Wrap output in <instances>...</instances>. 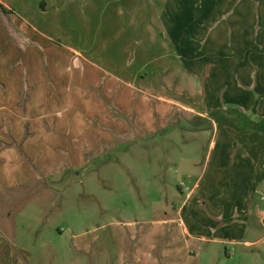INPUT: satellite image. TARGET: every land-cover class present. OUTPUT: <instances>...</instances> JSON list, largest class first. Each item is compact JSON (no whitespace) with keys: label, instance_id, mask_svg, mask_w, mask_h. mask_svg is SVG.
<instances>
[{"label":"crops","instance_id":"obj_1","mask_svg":"<svg viewBox=\"0 0 264 264\" xmlns=\"http://www.w3.org/2000/svg\"><path fill=\"white\" fill-rule=\"evenodd\" d=\"M42 1L0 0L27 39L33 32L29 47L16 33L11 43L4 33L0 38V197L62 171L80 176L87 159L120 143L145 150L144 141L172 116L190 115L209 124L213 136L199 177L185 173L192 188L179 187L174 217L153 223L149 236L138 222L111 223L109 233L100 226L96 233L108 234L117 248L98 254L105 264H199L205 245L209 260L215 245L237 243L238 235L226 231L228 192L242 191L237 210L248 219L253 193L264 184V135L252 129L264 119V0H143L141 21L137 10L129 14L130 35L105 49L114 60L109 69L97 65L101 54L90 44L80 50L33 38L40 36L36 25H52L40 27L49 32L78 23L75 0L45 1L43 12ZM56 2L57 16L43 24L39 19L56 12ZM134 64L141 66L134 71ZM0 264H25L1 233Z\"/></svg>","mask_w":264,"mask_h":264},{"label":"rangeland","instance_id":"obj_2","mask_svg":"<svg viewBox=\"0 0 264 264\" xmlns=\"http://www.w3.org/2000/svg\"><path fill=\"white\" fill-rule=\"evenodd\" d=\"M45 1L50 4L49 0L40 2L42 12ZM55 5L58 8L56 12L43 20L38 18L43 24L45 20L57 16L60 2ZM143 5V0H75L74 7L80 9V14L73 29L62 30L58 25L54 27L55 30L52 28L48 32L40 27L50 28L52 25H36L39 30L36 35L40 36L33 38L43 42L49 40L55 44L69 43L80 50L88 49L87 45L90 44L92 50L101 54L95 56L102 61L97 62V65L109 69L108 61L114 60L108 57L105 49H114L113 44L117 45L121 36L127 33L130 35L129 28L134 25L131 24L129 14L137 10L141 21ZM11 6L17 7L14 4ZM69 8L65 10L70 11ZM19 24L16 17L0 9V38H4L5 34L11 43L10 39L16 41L13 37L16 33L21 40H26L28 31L26 29L27 32L22 33V28L19 31ZM29 36L26 40L28 47L31 46L29 43H32L33 32ZM117 50H120L119 46ZM75 64L78 65L77 62ZM115 64L123 65L122 62ZM17 65L22 69L26 66L23 59ZM46 65L43 63V67ZM139 66L141 64H134L132 68L135 71ZM178 116H172L161 133L144 141L147 146L145 150L140 151L139 143H134L136 149L129 151L132 143H120L99 159H87L88 172L80 176L62 171L47 181H37L4 191L0 197V233L6 242L18 249L21 262L105 264L106 257H100L98 253L110 256L108 252H114L117 246L108 234L100 238L101 234L96 233L100 226H106L105 233H109L111 227L108 226L111 223L119 222L120 226H124L138 222L141 225L136 227L137 230L148 231L149 236L153 232V223L168 215L174 217L173 200L181 198L179 187L183 184V188H192V183L185 179V173L191 172L193 180L199 177L213 136L209 124H200L190 115ZM241 192L239 188L231 187L227 195L231 201L229 209L224 207L232 212L229 224L232 226L226 231L235 232L239 237L238 242L215 245L209 260L205 255L208 245H205L199 264H264V184L253 193L250 203L252 211L248 219L237 210L240 202L237 195ZM199 202L201 210H205L203 200L199 199ZM243 242L252 244L248 246Z\"/></svg>","mask_w":264,"mask_h":264},{"label":"trees","instance_id":"obj_3","mask_svg":"<svg viewBox=\"0 0 264 264\" xmlns=\"http://www.w3.org/2000/svg\"><path fill=\"white\" fill-rule=\"evenodd\" d=\"M3 12H7L4 8H2ZM252 129L254 132L260 133L262 135H264V119L260 120L259 122L255 123L252 126Z\"/></svg>","mask_w":264,"mask_h":264}]
</instances>
